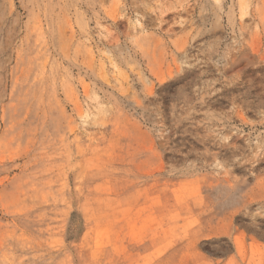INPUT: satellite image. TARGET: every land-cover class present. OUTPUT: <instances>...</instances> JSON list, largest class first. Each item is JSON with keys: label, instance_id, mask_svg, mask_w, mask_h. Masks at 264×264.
Here are the masks:
<instances>
[{"label": "rangeland", "instance_id": "obj_1", "mask_svg": "<svg viewBox=\"0 0 264 264\" xmlns=\"http://www.w3.org/2000/svg\"><path fill=\"white\" fill-rule=\"evenodd\" d=\"M0 264H264V0H0Z\"/></svg>", "mask_w": 264, "mask_h": 264}]
</instances>
